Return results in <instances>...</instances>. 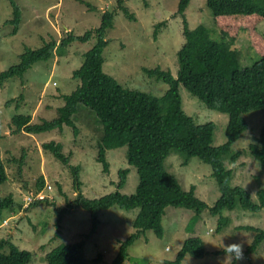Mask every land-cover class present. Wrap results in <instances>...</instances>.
<instances>
[{
  "label": "rangeland",
  "instance_id": "obj_1",
  "mask_svg": "<svg viewBox=\"0 0 264 264\" xmlns=\"http://www.w3.org/2000/svg\"><path fill=\"white\" fill-rule=\"evenodd\" d=\"M21 11V23L15 35L5 25L12 18L6 0H0V73L19 63L25 49L37 50L44 43L55 41L70 32L83 36L100 27L105 12L113 14L112 28L105 31L102 52L104 74L112 77L122 88L161 98L168 87L145 71L159 68L178 72V52L183 46V21L193 30L203 26L213 40L221 36L216 30L207 0H188L184 17L178 13L180 0H127L118 9L119 0H15ZM163 23L155 38L157 25ZM264 37V20L256 26ZM92 36L84 43H72L57 48L54 57L34 63L21 77H13L0 86V159L7 173V181L0 185V197L12 196L16 207L0 211V241L9 239L20 250L33 254L31 264H45L44 256L54 248L83 242L80 261L83 264H111L119 246L136 233L134 222L139 209L123 210L112 206L97 213V226L92 233V220L82 208L59 212L81 193L87 199H99L117 191L118 173L128 171L126 182L119 193L131 195L138 183L136 169L127 163L126 147L105 152L108 172L97 162V146L103 136V127L95 114L79 104L71 120L76 132L64 126L40 134L13 132V117L29 116L31 125H40L57 118L64 106V97L73 93L80 81L72 73L83 63L84 54L96 45ZM240 56L242 67H248L259 56L250 45L248 33L240 30L233 46ZM179 96L183 112L195 124L212 123V146L226 142L228 116L206 108L182 86ZM19 96H22L20 100ZM242 119L246 130L232 144L221 162L231 173L229 185L244 189L255 204L264 200V166L249 147L261 148L258 138L264 127V110L245 113ZM53 142L69 158L64 165L42 145ZM236 153L238 157L232 161ZM23 157V158H22ZM22 158V160H21ZM14 159V160H12ZM21 160V161H20ZM167 173L175 177L184 192L193 190L194 196L209 208L220 197L211 168L196 157L186 158L171 152L163 162ZM77 170V179L74 175ZM43 178L47 201L31 204L22 209L28 191L35 192L38 179ZM50 186L48 191L46 186ZM260 192V195L257 193ZM61 217V216H60ZM225 219L218 228L219 219ZM6 221V224H3ZM162 236L153 231L144 232L127 249L128 260L122 264H164L173 262L183 242L199 238L206 254L201 259L185 256L181 264H229L219 247L239 242L242 259L238 264H264V241L253 253L245 256L257 231L264 229V208L258 212L243 210L239 205L233 211L223 210L220 216H211L207 210L200 215L184 208L167 207L162 217ZM7 252V249H4ZM218 253V254H215Z\"/></svg>",
  "mask_w": 264,
  "mask_h": 264
},
{
  "label": "trees",
  "instance_id": "obj_2",
  "mask_svg": "<svg viewBox=\"0 0 264 264\" xmlns=\"http://www.w3.org/2000/svg\"><path fill=\"white\" fill-rule=\"evenodd\" d=\"M6 1L11 7L12 18L5 25L12 26V34L15 35L21 23V11L15 0ZM124 1L127 0H119L118 9ZM187 4L188 0L179 2L178 13L182 17ZM207 7L221 36L220 40L211 39L203 26L190 30L183 21L184 43L178 52L177 77L174 78L170 71L159 68L145 71L148 76L167 85L168 89L161 98L124 89L112 77L103 73L104 36L105 31L112 28L113 21V14L109 12L104 13L98 29L79 37L67 32L57 43H44L37 50L26 48L17 65L0 73L2 86L10 78H21L34 63L51 60L58 47L67 48L72 43H84L94 35L97 38L96 45L84 54L82 65L72 73V78L79 80L80 84L73 93L64 97L65 104L58 109L57 118L40 125H31L29 116L18 115L13 117L11 124L15 133L35 135L62 130L64 126L71 127L76 132L71 117L78 105L82 104L95 114L103 127L96 160L102 165L104 173L108 172L105 152L126 147L127 163L136 169L138 176L133 194L123 195L118 191L126 182L128 171L124 170L118 173L117 191L92 200L78 193L74 200L67 203L66 209L58 211V223L69 210L82 208L88 211L93 233L98 224V212L112 206L123 210L138 208L139 214L134 222L136 233L120 244L111 264H122L128 260V247L144 232L153 231L157 237L162 236L161 221L167 207L192 210L196 216L207 210L214 217L220 216L225 209L233 211L236 205L249 212H258L264 208L262 198H259L257 205L251 201L250 195L244 189L229 185L231 173L221 162L222 155L229 152L232 144L246 130L242 115L264 110V37L256 30L257 24L264 20V0H207ZM162 25L163 23L157 25L155 38ZM242 29L247 31L250 45L259 56L248 67H242L239 52L233 48ZM179 86L206 108L228 116L226 142L223 145H211L214 131L212 123L197 125L183 112ZM19 98L21 100L22 96ZM258 141L262 147L252 144L249 150L264 166V127ZM42 149L49 150L64 165L69 164L70 157L61 154L59 144L46 143L42 145ZM171 152H179L186 158L196 157L211 168L220 193L213 207L209 208L197 199L193 190L184 192L175 177L165 171L163 162ZM238 155L239 153L233 155L231 160L234 161ZM76 173L77 170L74 169L77 179ZM7 179L5 165L0 159V185L6 183ZM43 184V178L38 179L34 193L41 192ZM257 193L260 195V192ZM30 205L22 204L21 208L26 209ZM9 207H16L12 196L0 197V211ZM224 221L225 219H219L217 229L222 228ZM263 241L264 229L256 232L245 256L253 253ZM82 247L83 242L60 245L46 253L44 263L83 264L80 261ZM205 254L203 242L197 237H191L183 242L175 260L164 264H181L185 256L201 259ZM33 257L32 253L11 244L9 239L0 241V264H31Z\"/></svg>",
  "mask_w": 264,
  "mask_h": 264
},
{
  "label": "clouds",
  "instance_id": "obj_3",
  "mask_svg": "<svg viewBox=\"0 0 264 264\" xmlns=\"http://www.w3.org/2000/svg\"><path fill=\"white\" fill-rule=\"evenodd\" d=\"M41 192L44 193V190H42ZM35 194L36 193H34V192H29L28 196H31V195L34 196ZM44 195L46 196L45 193H44ZM28 196H26V197H28ZM24 199H23V201H24ZM45 199H47V196ZM44 200H41V201H44ZM41 201H39V202H41ZM34 202H36V201H34ZM3 224H6V221ZM224 238L225 237H223V236L219 238V240H218L219 247H216V248L221 249L223 251L224 255L228 257L229 264H238V262L242 259V255H243L241 244L239 242H237V243H231V244L225 245L224 244Z\"/></svg>",
  "mask_w": 264,
  "mask_h": 264
},
{
  "label": "built area",
  "instance_id": "obj_4",
  "mask_svg": "<svg viewBox=\"0 0 264 264\" xmlns=\"http://www.w3.org/2000/svg\"><path fill=\"white\" fill-rule=\"evenodd\" d=\"M47 190L49 191L51 188L50 186H47L46 187ZM46 198V196L44 195L43 192H39V193H36L34 196H28L24 199L25 201V206H28L30 205L31 203H33L34 201H41V200H44Z\"/></svg>",
  "mask_w": 264,
  "mask_h": 264
},
{
  "label": "crops",
  "instance_id": "obj_5",
  "mask_svg": "<svg viewBox=\"0 0 264 264\" xmlns=\"http://www.w3.org/2000/svg\"><path fill=\"white\" fill-rule=\"evenodd\" d=\"M30 192V190L28 191V193Z\"/></svg>",
  "mask_w": 264,
  "mask_h": 264
}]
</instances>
